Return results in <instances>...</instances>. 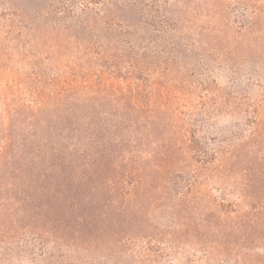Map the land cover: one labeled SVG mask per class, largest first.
<instances>
[{
  "label": "rangeland",
  "instance_id": "374dc122",
  "mask_svg": "<svg viewBox=\"0 0 264 264\" xmlns=\"http://www.w3.org/2000/svg\"><path fill=\"white\" fill-rule=\"evenodd\" d=\"M0 264H264V0H0Z\"/></svg>",
  "mask_w": 264,
  "mask_h": 264
},
{
  "label": "trees",
  "instance_id": "16d2710c",
  "mask_svg": "<svg viewBox=\"0 0 264 264\" xmlns=\"http://www.w3.org/2000/svg\"><path fill=\"white\" fill-rule=\"evenodd\" d=\"M57 115V113L55 114V115H51V117H54V116H56ZM41 120H43V119H41ZM44 121V124H43V128H44V130L43 131H41L42 133H41V136H42V138L44 139V141H45V147H44V149L46 150V153H47V151L48 150H50V151H52L53 150V147H52V145H53V142H55L53 139H52V135H51V132H50V128L52 127H55L56 128V124L54 123V121L52 120V122L54 123V124H45V121H46V119H44L43 120ZM77 152V151H76ZM71 153H73V152H70L69 153V155H67L65 158L66 159H69V161H72V159H71V157H72V155H71ZM56 157V156H55ZM73 157H75V154H74V156ZM46 160H47V157H46ZM50 161H53V159H49ZM44 197H45V203L47 204V207H46V209H52V207H53V197H54V195H51V194H48L47 192L44 194ZM56 226H57V224H56V222H51V221H49V222H46V223H44L43 225H42V230H44L45 231V233L49 236V237H53V238H55V239H58V237L59 238H63L59 233H58V231H57V228H56ZM43 231V232H44Z\"/></svg>",
  "mask_w": 264,
  "mask_h": 264
}]
</instances>
